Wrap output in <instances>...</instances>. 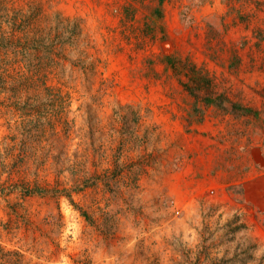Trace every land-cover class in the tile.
Instances as JSON below:
<instances>
[{
	"label": "rangeland",
	"instance_id": "374dc122",
	"mask_svg": "<svg viewBox=\"0 0 264 264\" xmlns=\"http://www.w3.org/2000/svg\"><path fill=\"white\" fill-rule=\"evenodd\" d=\"M156 2L0 0V264H264V0Z\"/></svg>",
	"mask_w": 264,
	"mask_h": 264
},
{
	"label": "trees",
	"instance_id": "16d2710c",
	"mask_svg": "<svg viewBox=\"0 0 264 264\" xmlns=\"http://www.w3.org/2000/svg\"><path fill=\"white\" fill-rule=\"evenodd\" d=\"M208 1L209 0H205V2ZM222 1L225 3V5H227V12L234 9L233 6L227 3V0ZM162 6L163 0H157L156 4L150 12V15L152 16L151 19H153V21L159 22L161 20L163 15ZM234 18H239L241 21H245V11L236 10V16H234ZM58 21H60V23L62 22L61 20ZM27 22L29 25L30 19L28 18V15H23L18 20L14 19L13 21H11L12 27H10V29L13 31L22 30V27H24ZM52 28L56 29V24H54ZM33 35L34 36L31 39L27 40L28 43L24 44V48L28 50V53L26 55L28 57L31 56L33 60H36V62L42 61L41 65L43 66L50 64V62L53 61L52 55L55 52V47L47 45L44 42L45 36L42 34L38 35L37 29L36 32L33 33ZM162 60L164 61L167 68H171L173 72L177 75L178 82L182 85V87L194 98L195 107H198L196 103H201L203 105L213 106L216 108H225L222 103H230L227 96L216 89L215 82L212 77L203 69H200L193 65L190 61H188V59H183L173 54H166L163 56ZM5 71L7 70L2 66L0 68V85H4L6 82L9 81V79H11L13 80V82H10L11 85L9 88L11 90H16L19 85L23 84L22 80ZM40 73L44 75V71L42 70L38 71L36 75ZM231 105L234 106V103H231ZM245 108L246 109L244 110H249L247 109L248 107ZM33 191H42V189H40V187H35L32 189L26 188L23 192L31 193Z\"/></svg>",
	"mask_w": 264,
	"mask_h": 264
}]
</instances>
